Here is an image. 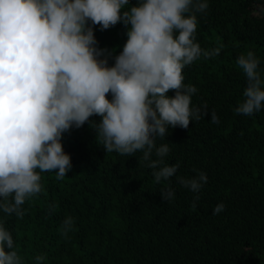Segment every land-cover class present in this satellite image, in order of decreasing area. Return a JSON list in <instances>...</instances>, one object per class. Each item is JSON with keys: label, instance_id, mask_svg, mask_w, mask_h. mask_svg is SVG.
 I'll return each instance as SVG.
<instances>
[{"label": "trees", "instance_id": "1", "mask_svg": "<svg viewBox=\"0 0 264 264\" xmlns=\"http://www.w3.org/2000/svg\"><path fill=\"white\" fill-rule=\"evenodd\" d=\"M137 2L129 0L120 12ZM199 2L193 0L182 15L196 17L193 43L218 54L202 51L184 65L181 84L196 89L189 109H198L200 118L190 116L187 128L169 126L147 159V145L131 155L105 150L102 135L89 123L99 124L97 114L62 133L72 170L58 177V168L37 169L41 190L27 196L18 213L0 211V226L13 238L5 251H15L22 264H264V107L250 116L235 111L248 86L238 57L251 52L259 60L264 90V0H207L203 11L195 6ZM99 27L93 25L99 47L118 55L126 27L119 21ZM177 91L182 90L165 95ZM106 98L111 101L112 93ZM165 144L169 151L160 157L157 149ZM157 160L162 163L155 169L148 166ZM173 164L176 173L158 182L154 171ZM200 172L207 183L195 200L180 178ZM169 187L175 198L164 201L160 192ZM220 202L224 210L213 215ZM68 217L70 226L64 223Z\"/></svg>", "mask_w": 264, "mask_h": 264}, {"label": "clouds", "instance_id": "2", "mask_svg": "<svg viewBox=\"0 0 264 264\" xmlns=\"http://www.w3.org/2000/svg\"><path fill=\"white\" fill-rule=\"evenodd\" d=\"M129 0H0V211L14 213L25 198L41 190L40 175L57 169L58 177L72 170L70 154L62 149V133L89 121L104 139L107 151L133 154L144 149L145 159L155 138L165 139L169 126L187 128L199 119L190 112V94L182 89V68L201 55L193 43L196 17L182 15L193 0H138L137 6L120 12ZM207 9V0L195 5ZM86 19L92 24L86 27ZM121 22L127 39L118 55L99 47L93 25L103 31ZM174 30H179L174 38ZM205 56L218 50L203 51ZM109 58L114 63L109 66ZM237 63L248 79L246 98L235 111L252 115L264 105L260 89L259 60L249 52ZM178 89L174 97L165 93ZM112 93V99L106 93ZM151 118V123L149 122ZM212 121L218 123L213 113ZM167 144L157 149L163 157ZM162 161H152L155 169ZM178 165L164 166L153 175L167 180ZM196 193L207 183V175L180 178ZM12 201L6 198L13 194ZM161 199L175 198L172 188L160 192ZM223 202L212 210H224ZM71 225V217L64 221ZM12 249L13 238L0 226V264H22ZM41 257H37L39 261Z\"/></svg>", "mask_w": 264, "mask_h": 264}, {"label": "rangeland", "instance_id": "3", "mask_svg": "<svg viewBox=\"0 0 264 264\" xmlns=\"http://www.w3.org/2000/svg\"><path fill=\"white\" fill-rule=\"evenodd\" d=\"M258 12H255V14H257Z\"/></svg>", "mask_w": 264, "mask_h": 264}]
</instances>
